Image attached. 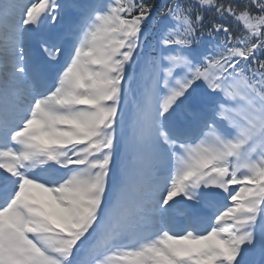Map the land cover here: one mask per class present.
<instances>
[{
    "label": "snow or ice",
    "instance_id": "snow-or-ice-1",
    "mask_svg": "<svg viewBox=\"0 0 264 264\" xmlns=\"http://www.w3.org/2000/svg\"><path fill=\"white\" fill-rule=\"evenodd\" d=\"M0 264H264V0H0Z\"/></svg>",
    "mask_w": 264,
    "mask_h": 264
}]
</instances>
